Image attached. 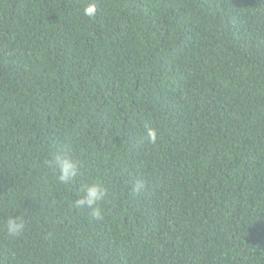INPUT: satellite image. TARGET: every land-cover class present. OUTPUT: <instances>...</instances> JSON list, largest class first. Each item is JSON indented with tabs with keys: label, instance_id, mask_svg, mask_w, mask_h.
I'll use <instances>...</instances> for the list:
<instances>
[{
	"label": "trees",
	"instance_id": "trees-1",
	"mask_svg": "<svg viewBox=\"0 0 264 264\" xmlns=\"http://www.w3.org/2000/svg\"><path fill=\"white\" fill-rule=\"evenodd\" d=\"M0 264H264V0H0Z\"/></svg>",
	"mask_w": 264,
	"mask_h": 264
},
{
	"label": "clouds",
	"instance_id": "clouds-1",
	"mask_svg": "<svg viewBox=\"0 0 264 264\" xmlns=\"http://www.w3.org/2000/svg\"><path fill=\"white\" fill-rule=\"evenodd\" d=\"M97 10L96 4L88 3L83 9V15L92 18ZM149 138H154L155 133L153 130L148 132ZM50 163L53 164L54 169H58L59 175L56 176L58 182H67L72 180L78 175V163L70 156L55 157ZM81 196L76 200L75 204L78 209L87 208L94 217L101 218L102 209L99 207L98 202L104 198V190L98 183H89L82 185ZM24 220L20 217H9L2 225L3 231L10 237L19 236L24 230Z\"/></svg>",
	"mask_w": 264,
	"mask_h": 264
}]
</instances>
